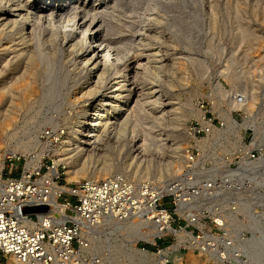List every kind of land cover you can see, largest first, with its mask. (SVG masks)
<instances>
[{
	"label": "rangeland",
	"instance_id": "rangeland-1",
	"mask_svg": "<svg viewBox=\"0 0 264 264\" xmlns=\"http://www.w3.org/2000/svg\"><path fill=\"white\" fill-rule=\"evenodd\" d=\"M123 3V8L122 2L115 5L108 24L114 42H118L113 54L117 49L124 55L118 63L119 75H127L131 89L127 121L116 133H105L99 144L79 145L75 130L100 98L110 96L111 83L121 77L108 73L103 84L94 87L60 36L50 38L45 32L22 43L17 35L0 28V154L19 157L20 167L28 157L34 167L38 162L53 161L67 183L103 180L115 174L135 181H166L181 169L188 127L200 111L220 118L219 114L230 107L229 95L239 90L253 94L254 102L260 103L264 93V0ZM189 26L196 30L192 28L194 32L188 34ZM242 37L250 39L251 46ZM38 53L42 54L40 59H36ZM28 58L34 61L19 64ZM139 143H145L143 150L135 148ZM171 160H177L180 168L166 175L165 167ZM107 166L109 170L102 176L101 170ZM45 172L43 167L41 173ZM161 172L163 177L158 180ZM251 216L264 226L261 215ZM263 228L239 231V241L245 240V245L239 246L243 255L239 264H264ZM193 256L202 264H212Z\"/></svg>",
	"mask_w": 264,
	"mask_h": 264
},
{
	"label": "built area",
	"instance_id": "built-area-1",
	"mask_svg": "<svg viewBox=\"0 0 264 264\" xmlns=\"http://www.w3.org/2000/svg\"><path fill=\"white\" fill-rule=\"evenodd\" d=\"M262 96L257 103L249 92L231 93L221 119L200 111L181 169L166 181L115 174L67 183L53 161L30 170L6 155L0 264L11 256L28 264H182L188 253L239 264V231L264 227L251 216L264 222Z\"/></svg>",
	"mask_w": 264,
	"mask_h": 264
},
{
	"label": "bare ground",
	"instance_id": "bare-ground-1",
	"mask_svg": "<svg viewBox=\"0 0 264 264\" xmlns=\"http://www.w3.org/2000/svg\"><path fill=\"white\" fill-rule=\"evenodd\" d=\"M85 1L86 0H0V28L5 29V31L8 34L12 35V33H13V34L17 35V37L20 38L19 40L22 41V43L26 42L25 41L26 38L33 39V38H35V37H37V36H39L45 32L49 33L50 38H53V37L55 38L57 36H60L61 39L63 40L62 42L65 44L66 49L69 50L70 54L76 55V57L78 59V65L80 66L81 71L86 73L88 80L90 79V84H93L94 87H97V86L100 87V85L103 84L104 77L108 73L111 74V72L112 73L114 72V75H118L119 77H121L120 80L117 79V80H119L118 82L115 81V82L111 83L112 85L110 87H111L112 91L109 94H107L110 96L100 98L96 102V104H94L92 106V109L90 110V112L88 114H86L87 116L84 117V119L81 121V124L78 127H76V130H75L76 141L78 142L79 145L80 144L81 145L99 144L101 142L103 136L105 135V133L114 134L118 130H120L122 128L123 124L126 123V121H127V119H126L127 116L125 115V112L127 110V108H126L127 103L131 97V89L128 85V80L126 78L127 75L122 74V76H120L119 74H120V72H122V70H120V72L118 70V63L121 62V60L124 58V55L117 49H116V53L113 54L112 50L115 49V43H118V42H114L113 32L110 28V25L108 24L109 23V21H108L109 16L112 14L115 5L118 4V2L119 3L122 2L121 7L122 8L124 7L123 0L122 1L121 0H89V2H87V1L85 2ZM109 1H112V5L108 4ZM118 6H119V4H118ZM121 7H120V10H121ZM192 17H193V15H192ZM191 20H193V19H191ZM210 20H212V19H210ZM183 22L184 21H182L181 23H183ZM137 24H138V21H137ZM182 27H184V26H182ZM192 28L196 30V28L190 27L191 32H188V34L194 32ZM211 28L214 30V27H211ZM180 29L182 30V28H180ZM140 30H142V29H140ZM183 30H184V28H183ZM121 32H122V30H121ZM182 32H185V31H182ZM144 33H146V32H144ZM133 34H131V35H133ZM188 34H186V35H188ZM249 34H251V33H249ZM141 38H142V35H141ZM242 39L245 40L246 43L249 44L250 39L243 38V37H242ZM120 41H121V39H120ZM191 41H192V38H191ZM26 43H28V42H26ZM246 43H245V46H246ZM33 45H35V44H33ZM249 46H251V45L249 44ZM37 49L38 48L36 47V50ZM158 51L159 50H157V52ZM146 54H147V52H146ZM244 54H243V57L247 55V54L246 55H244ZM41 56H42V54L38 53V57L36 59H38V58L40 59ZM44 57H46V56H44ZM29 59L30 58L26 59L27 61L20 62L19 64L21 66H23V64H25V62H33L34 61V60H29ZM253 59H255V58H253ZM253 59H252V61H256ZM244 60H245V58L242 59V61H244ZM196 61H197V58H196ZM47 62H44V63H47ZM134 62H135V60H134ZM200 62H201V60H200ZM245 62L246 61H244V63ZM38 63H39V60H38ZM256 63H255V65H256ZM137 66H138V64H137ZM257 66H258V64H257ZM259 68L257 70H260ZM195 69H196V67H195ZM246 69H247V66H246ZM51 70H52V68H51ZM133 73H134V71H133ZM18 78H20V77H18ZM134 79H131L132 82ZM239 84H241L240 81H239ZM4 89H5V87H4ZM4 89H3V91H4ZM235 89H236V87H235ZM12 92L13 91L10 90V93H12ZM136 92H138V91H136ZM10 95L11 94H9L8 96H10ZM133 95H134V93H133ZM134 97H136V96H134ZM172 101H174V100H172ZM161 103H162V100H161ZM145 108H147V107H145ZM5 110H7V109H4V111ZM141 140H142V138H141ZM144 144L145 143H139L135 146V148L138 149V151L143 150ZM83 149L84 148H81L80 150H83ZM5 154H6L5 152L0 154V169L3 165V159L5 157ZM38 164H39V162H38ZM38 164H37V168L40 166ZM26 167H28L30 170H32V168L34 167L31 164V158H29V157L27 158ZM176 168H178V169H176ZM179 168H180V164L177 163V160H171V162L165 167L164 173L166 175H169L170 172L177 171V170L179 171ZM108 170H109L108 166L103 168L101 170V175L105 176V174L107 172H104V171H108ZM71 171H72L71 173H73V170H71ZM145 174H146V172H145ZM157 176H158V180H160L163 177V172H161L160 175H157ZM103 178L105 179L106 177H103ZM252 243H254V242H252ZM260 243H261V240H260ZM257 245H259V243H257ZM253 247H259V246H253ZM187 257L188 258L186 260V264H202L200 261L197 260V258L195 256H193L192 253H188ZM4 264H24V262H22V261L18 260L17 258L11 256L10 258L7 259V261Z\"/></svg>",
	"mask_w": 264,
	"mask_h": 264
},
{
	"label": "water",
	"instance_id": "water-1",
	"mask_svg": "<svg viewBox=\"0 0 264 264\" xmlns=\"http://www.w3.org/2000/svg\"><path fill=\"white\" fill-rule=\"evenodd\" d=\"M38 209H43V208H38Z\"/></svg>",
	"mask_w": 264,
	"mask_h": 264
}]
</instances>
